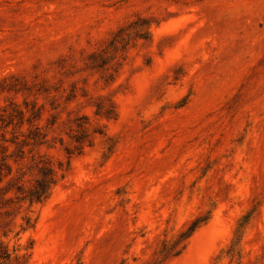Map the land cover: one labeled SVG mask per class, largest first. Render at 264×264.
<instances>
[{
  "label": "rangeland",
  "instance_id": "374dc122",
  "mask_svg": "<svg viewBox=\"0 0 264 264\" xmlns=\"http://www.w3.org/2000/svg\"><path fill=\"white\" fill-rule=\"evenodd\" d=\"M0 146L27 264H264V0H0Z\"/></svg>",
  "mask_w": 264,
  "mask_h": 264
},
{
  "label": "trees",
  "instance_id": "16d2710c",
  "mask_svg": "<svg viewBox=\"0 0 264 264\" xmlns=\"http://www.w3.org/2000/svg\"><path fill=\"white\" fill-rule=\"evenodd\" d=\"M16 119H20L18 124L23 125L25 122V118H8L7 127L14 124ZM35 118H28L27 122L32 125ZM35 133V132H34ZM40 135V134H39ZM39 135L33 134L30 137L32 140L39 139ZM46 137V136H44ZM43 137V138H44ZM8 148L6 146H0V183L8 176L12 175L13 173V166L8 161L9 156L7 155ZM17 162V160H16ZM39 170H38V177L34 181V183L26 189L23 185L18 186L17 191V199L23 202H29L30 205L33 204H40L45 202L49 196L53 188L57 185L59 181V172L58 170L52 165V162L49 159H41L39 161ZM64 171L63 166L60 164V168ZM30 219V218H27ZM29 224V222H28ZM198 228V224L194 223L188 231L182 233V236L189 238ZM29 249L32 247H22L21 250L26 251L22 254H15L17 250L11 252L9 246L5 244L4 241L0 239V264H11L14 260L18 264H27V262H23L28 256L31 255ZM183 249V248H182ZM182 249L177 251L174 256L179 255L182 252Z\"/></svg>",
  "mask_w": 264,
  "mask_h": 264
}]
</instances>
